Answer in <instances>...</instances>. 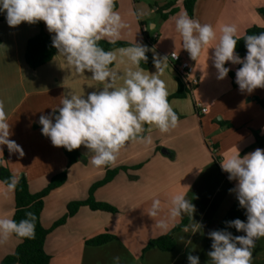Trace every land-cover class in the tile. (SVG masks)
<instances>
[{
	"label": "crops",
	"instance_id": "obj_1",
	"mask_svg": "<svg viewBox=\"0 0 264 264\" xmlns=\"http://www.w3.org/2000/svg\"><path fill=\"white\" fill-rule=\"evenodd\" d=\"M115 1L116 10L128 24L116 42L147 46L148 52L161 61L160 69L154 64L145 71L157 72L165 82L168 101L179 117V124L169 133L155 128L149 131L145 125V136H150L152 142H129L120 151L111 169L129 170L121 171L95 193L96 201L115 207L117 214L81 208L65 225L51 232L45 250L52 258L51 264H160L167 257L170 264H178L189 254L212 264L207 255L212 250L208 235L211 231L245 235L226 224L235 219L247 222V216L235 192L229 191L237 181L228 179L221 161L236 147L241 156L260 148L253 132L264 136V110L258 103V99L264 98V89L257 88L251 94L241 92L235 76L240 64L231 62L225 64L230 69L227 77L218 79L213 59L216 41L206 46L197 60L190 58L175 30V19L187 13L185 0L173 1L177 12L170 15L171 10L165 11L164 14L170 15L167 20L162 18L159 8L169 0ZM263 8L264 0H197L194 19L213 25L218 36L221 25L234 24L238 37L242 38L252 27H264L260 13ZM44 31L51 38L54 36L46 25ZM39 33L40 28L33 24L22 23L13 28L6 20L0 23V100L11 125L10 139L25 153L20 157L18 153H10L6 145L0 146L3 149L0 164L4 162L15 176L26 174L32 194L43 191L67 167L65 148L54 147L42 134L39 117L51 114L60 105L62 96L77 94L86 98L105 86L91 79L87 71L76 73L58 50L50 64L31 71L25 62L26 49L29 40ZM144 33L152 46L147 44ZM102 40L109 42L107 38ZM114 52L120 60L114 61L112 69L122 77L130 63L119 51ZM173 52L191 60L200 78L199 86L184 99L172 98L179 90L177 74L168 62ZM122 82L118 79L115 85L118 87ZM202 108L207 110L206 114L201 113ZM91 155L81 146L80 159L68 170L66 184L45 199L41 217L45 229H52L66 216L70 203L87 200L91 187L105 178L107 167L92 166ZM178 192H185L186 199L194 205L192 215L184 213L174 218L169 215V198ZM156 198L161 201V209L157 216L151 217L148 211ZM14 213L15 192L8 191L0 182V217L13 218ZM185 219L189 222L175 235L173 252L145 251L152 241L167 235ZM105 233L115 239L102 247L87 246V241ZM19 243L12 235L0 244V264L15 252ZM251 264H264V237L255 241Z\"/></svg>",
	"mask_w": 264,
	"mask_h": 264
},
{
	"label": "clouds",
	"instance_id": "obj_2",
	"mask_svg": "<svg viewBox=\"0 0 264 264\" xmlns=\"http://www.w3.org/2000/svg\"><path fill=\"white\" fill-rule=\"evenodd\" d=\"M0 12L6 13L9 27L22 23L35 24L43 21L49 33H54L52 46L64 57L76 73H91V79L105 86L85 96L69 94L62 96L60 105L49 115H41V132L54 147L67 151L84 146L91 153L90 163L96 168L112 165L120 151L129 142L150 144L145 136V125L161 133H169L179 124V117L168 101L169 92L159 74L146 72L140 67L147 62V46L135 43L119 49L130 67L120 77L110 65L117 59L114 51H105L99 41L107 38L115 43L122 30L128 27L115 8V0H0ZM175 30L182 37L183 49L190 58L197 60L206 46L216 41L214 67L218 79L227 77L230 69L227 62L242 65L236 70V83L241 92L251 94L255 89H264V32L245 35L246 56L236 53L238 29L234 24L220 26L219 36L213 25L202 24L187 13L175 19ZM174 58L177 57L173 52ZM156 69L161 61L154 58ZM122 79V84L115 82ZM58 112V114H56ZM8 122L4 102L0 100V146H7L10 153L25 155L23 148L14 140ZM3 149L0 148V152ZM221 168L229 180L237 181L235 192L240 207L246 209L247 222L240 219L227 221L245 235L233 236L226 230H214L208 235L212 240L207 253L212 264H251L252 248L258 238L264 237V149L241 156L238 148L221 161ZM7 190L15 189V177L6 181ZM189 188V186H183ZM161 209V201L153 199L148 215L155 217ZM195 211L185 192L172 194L168 212L171 217ZM26 218L17 222L7 216L0 217V244L12 235L32 238L35 235L36 217L26 212ZM117 260L119 258H116ZM189 264H200L199 257L189 254Z\"/></svg>",
	"mask_w": 264,
	"mask_h": 264
},
{
	"label": "trees",
	"instance_id": "obj_3",
	"mask_svg": "<svg viewBox=\"0 0 264 264\" xmlns=\"http://www.w3.org/2000/svg\"><path fill=\"white\" fill-rule=\"evenodd\" d=\"M174 0H169V2L164 5L163 7L159 8V13L161 14L164 20H167L170 15H174L177 10L174 9L175 3ZM197 4V0H185L184 7L187 11V14L190 18H194V10ZM117 1H115V8L117 9ZM170 11V15L164 14L165 11ZM261 15L264 17V8L260 10ZM6 20V13L0 14V23ZM33 25H36L40 28V33L29 40L26 55H25V62L27 67L36 72L38 69L50 64L57 56V49L52 46V38L44 31L45 23L43 21L37 22ZM264 32V27H257L254 26L247 30L245 35H252V34H260ZM244 35V36H245ZM145 40L147 44H149V37L147 33H144ZM240 38L237 41L236 46V53L243 59L246 56V45L245 40ZM99 45L105 51H114L117 49L125 48L130 45L123 42H115L110 43L104 40L99 41ZM152 46L151 44H149ZM148 60L147 62L141 61L140 67L144 70H150L154 66V57L147 52L146 53ZM114 64L110 65L112 68ZM242 65H240L241 67ZM231 77H234L233 73H230ZM179 90L178 92L173 95L172 98L175 99H184L187 95L190 94V91L182 84L179 80ZM259 105L264 110V98L258 99ZM58 114V112L56 113ZM147 130L143 135H146ZM257 144L261 149H264V136L261 135L260 132L254 131L253 132ZM65 155L67 158V167L66 170L56 175L49 185L40 193L32 194L29 189V179L26 174H20L18 176L13 175L9 167L2 162L0 164V182L6 186V181L10 182L12 177H15L18 180V183L13 190L15 192V213L13 219L19 222L22 219L26 218V212H32L35 217V235L32 238H20L16 235H13L20 243L15 250V252L9 256H7L1 264H51V256L45 250V244L47 238L51 234L53 230L59 228L67 223V221L74 217L81 208L87 207L92 211H101L110 214H117L119 211L115 207L106 204L100 203L95 199V193L98 189L108 185L111 183L115 177L121 172H127L129 169L126 167L111 169V165L106 166L107 171L105 178L94 184L89 192V197L85 201H76L72 202L67 207V214L61 220H59L52 229L48 230L45 229L41 222L42 213L44 210V202L45 199L55 190L64 186L68 180V170L78 163L80 159V148L73 150L71 152L65 149ZM188 219H185L181 224L177 225L174 229H172L167 235L160 237L154 241H152L145 251L157 249L161 252L170 253L173 252L176 248L175 243V235L187 226ZM115 237L110 235L109 233L102 234L92 240L87 241V246L90 247H102L109 243H111Z\"/></svg>",
	"mask_w": 264,
	"mask_h": 264
},
{
	"label": "built area",
	"instance_id": "obj_4",
	"mask_svg": "<svg viewBox=\"0 0 264 264\" xmlns=\"http://www.w3.org/2000/svg\"><path fill=\"white\" fill-rule=\"evenodd\" d=\"M175 54L177 55L176 58H174L173 53L170 54L168 62L175 70L179 80L190 91V94H192L200 84V78L196 73L195 65L188 58L177 53ZM199 108L201 107L199 106ZM201 113L206 114L207 110L202 108ZM213 152L215 153L216 150H213Z\"/></svg>",
	"mask_w": 264,
	"mask_h": 264
},
{
	"label": "rangeland",
	"instance_id": "obj_5",
	"mask_svg": "<svg viewBox=\"0 0 264 264\" xmlns=\"http://www.w3.org/2000/svg\"><path fill=\"white\" fill-rule=\"evenodd\" d=\"M115 51H119V50H115ZM119 60H120V57L119 58H117L116 59V62L118 63L119 62ZM113 64H115L114 62H113ZM114 66V65H113ZM212 149V148H211ZM214 150V149H213ZM188 256V255H187ZM187 256L186 257H183L180 261H179V263L178 264H181V263H185V264H187V263H189L188 262V260H187ZM166 258V257H165ZM199 261H200V264H208L210 261H208V260H206V259H199ZM171 262H170V258H166V259H164V261L163 262H161L160 264H170ZM131 264H133V263H131Z\"/></svg>",
	"mask_w": 264,
	"mask_h": 264
}]
</instances>
